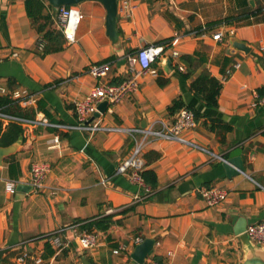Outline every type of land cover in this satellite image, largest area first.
Listing matches in <instances>:
<instances>
[{"label":"crops","instance_id":"0c3cea01","mask_svg":"<svg viewBox=\"0 0 264 264\" xmlns=\"http://www.w3.org/2000/svg\"><path fill=\"white\" fill-rule=\"evenodd\" d=\"M0 7L6 18L5 26L0 21V87L25 88L37 95L36 106L30 108H41L38 116L51 124H77L74 103L98 82L88 73L93 65L108 64L109 74L102 81L119 84L129 77L124 64L129 55L180 36L166 48L168 56L174 50L180 53L178 59L170 57L174 71L167 75L154 65L158 75L144 77L137 92L100 118L92 117L93 123L125 129L145 122L170 124L178 113L171 116L168 108L182 98L187 107L231 127L230 132H212L201 119L196 129L185 133L206 151L164 140L148 146L146 170L155 171L158 187H148L152 196L147 200L128 174L117 172L133 153L134 142L126 133L28 127L22 146L12 155L20 164L18 181L28 185L31 166L46 162L52 168L47 186L60 193L30 192L22 198L7 193L12 156L5 159L0 166V264H20L18 258L26 252L32 259L41 257L43 264H138L131 257L137 237L156 242L147 259L160 263L243 264L246 230L264 220V0H121L118 45L107 35L104 6L85 2L77 6L84 15L77 42L47 56H42L44 41L28 18L25 0H0ZM203 28L207 33L191 36ZM218 33L222 41L212 39ZM233 38L243 42L249 54L235 50ZM179 64L185 66L184 73L178 71ZM237 64L240 68L234 69ZM204 70L223 83L215 111L190 91ZM229 70L232 75L223 82ZM187 71L193 72L188 80L183 77ZM159 79L168 84L160 86ZM57 137L59 148H52ZM238 148L246 173L228 178L222 160ZM211 187L229 192L215 208L208 207L202 195ZM106 216H113L115 225L99 232L102 238L95 249H81L75 239L87 232L82 226ZM55 233L72 241L71 246L46 260L49 236ZM122 244L130 245L129 253L114 254ZM32 259L28 261L34 263Z\"/></svg>","mask_w":264,"mask_h":264},{"label":"built area","instance_id":"2783aa9c","mask_svg":"<svg viewBox=\"0 0 264 264\" xmlns=\"http://www.w3.org/2000/svg\"><path fill=\"white\" fill-rule=\"evenodd\" d=\"M58 26L63 31L66 41L69 44H75L77 42V32L79 26L84 19L83 13L77 6L62 7L58 14ZM207 28L196 30L191 33V36H198L201 33H207ZM214 41H222V33H218L212 37ZM180 40V36H176L173 41L164 42L161 44L148 45L140 48L136 54H131L127 57V71L129 77L119 83L112 84L110 82L102 81L108 74L110 67L108 64H96L89 70V75L97 79L98 82L89 94L82 100L76 101L75 113L77 115V124L75 125H54L51 124L44 116H38L35 120H26L20 118H14L8 115L0 113V118L4 119L5 123L10 119H15L24 122L27 127H55L62 131H81L88 133H95L97 131H106L114 133H126L131 137L134 142V148L132 155L124 160L117 169L118 174L129 175L131 182L139 186L143 193L142 200H147L152 196V191L148 188L145 180L142 176L146 169V162L144 154L148 146H150L156 140H164L169 142H178L200 148L196 144L188 141L184 136L185 133L191 132L197 128L198 122L196 121L195 114L189 109H182L178 113L177 119L173 123L156 122L151 126L145 128H131L125 129L121 127H102L99 124L93 123L92 117L98 112V107L103 102H108L109 107L119 105L129 98L132 94L137 92L142 84V79L147 75H158V70L154 68V65L160 63L161 60L167 57L173 59L180 58L179 51H172L171 56L166 55V48L172 45L174 42ZM44 48V43L41 44L40 49ZM240 64L234 66V69H239ZM179 72L184 73L186 68L184 65L179 64L177 66ZM232 75V71L229 70L223 77L222 81H227ZM0 96H9L15 102L20 104L23 108H30L36 106L38 97L32 94L25 88H17L10 90L5 87H0ZM264 103V98L261 100ZM109 109V108H108ZM59 138L53 140L52 148H59ZM225 162V160H222ZM52 168L49 163L40 162L31 166L30 178L28 185L32 186V192L36 194L48 193L50 196H56L60 193V189L57 187L47 186L48 177L51 174ZM22 182L8 180L5 184V190L11 195L17 193V186ZM102 183H106L105 180ZM24 184V183H23ZM203 199L207 206L215 208L223 204L229 197V192L218 188L211 187L202 191ZM246 236L255 244L264 247V220L250 225L246 230ZM102 235L99 232H83L76 236V243L83 250L95 249L100 241ZM70 240H64L60 233H55L49 236L50 245L56 250V253H61L71 246ZM144 239L137 237L133 240V248L142 244ZM130 245L122 244L114 254L129 253ZM32 256L29 253H23L18 261L20 264L26 263ZM35 264H43L44 261L41 257H34L32 259ZM144 264H172L170 262L160 263L154 259H146Z\"/></svg>","mask_w":264,"mask_h":264},{"label":"trees","instance_id":"16d2710c","mask_svg":"<svg viewBox=\"0 0 264 264\" xmlns=\"http://www.w3.org/2000/svg\"><path fill=\"white\" fill-rule=\"evenodd\" d=\"M156 1V0H146ZM25 6L28 18L30 19L32 26L36 32L41 35L44 41V48L42 49V56L57 54L63 52L66 48V38L63 31L60 28H56V19H58L59 11H56L47 0H25ZM70 7V6H66ZM0 21L5 26L6 18L0 7ZM120 34V33H119ZM192 64L193 57H187ZM114 60V59H111ZM156 66V65H155ZM162 71V70H161ZM193 76V72L187 71L183 77L188 80ZM160 86H166L168 80L159 79ZM223 88V83L217 78L213 77L210 72L204 70L196 79L190 84V91L194 96L203 102L206 109L218 110L219 97ZM12 90V88H9ZM261 96H264V90H260ZM189 109L195 114L196 121L205 119L204 125L208 127L212 132H230L231 127L226 125L222 120L213 118L201 113L199 110L191 107H187L182 98L176 99L168 108V112L171 116L179 113L182 109ZM43 111L41 108H23L15 102L9 96H0V113L8 115L14 118L35 120L38 117V112ZM47 115V114H46ZM5 120L0 118V147H9L17 142L20 137L25 133L28 128L27 125L15 119L8 120L7 126H4ZM210 123V126H209ZM11 179L18 181V176L21 175L20 164L15 156H12L8 160ZM146 185L155 190L158 187L157 174L153 170H146L142 174ZM81 222V221H79ZM116 222L113 220V216H106L100 219H96L90 223L82 226V230L92 232L94 230L98 232H108ZM47 253L44 259H49L56 254V250L47 244ZM30 262V263H29ZM32 261H27V264ZM5 264H16L10 261H6Z\"/></svg>","mask_w":264,"mask_h":264},{"label":"water","instance_id":"95a60500","mask_svg":"<svg viewBox=\"0 0 264 264\" xmlns=\"http://www.w3.org/2000/svg\"><path fill=\"white\" fill-rule=\"evenodd\" d=\"M99 2L104 6L107 12L106 16V28L107 35L112 40L113 44L118 45L120 42L119 31L117 27L118 22V10H119V1L121 0H47V2L56 10L59 11L60 8L64 6H78L85 2ZM232 47L237 51H243L249 54L250 49L243 43L237 41L235 38L231 40ZM127 61L124 60V64ZM159 65L162 67L163 71L169 75L174 71V66L171 58L167 57L160 61ZM109 104L108 102H103L98 107V112L95 113L93 120L100 118L102 115H105L108 111ZM147 123L142 125V128H145ZM23 136L9 147H0V166L3 165L5 159L14 155L19 148L22 146ZM223 167L226 171L228 178L238 176L240 174H245L246 169L244 166V161L242 159V150L240 148L234 150L230 158L225 160ZM33 188L30 185L20 183L17 186V197L22 198L25 194L32 192ZM155 241L151 239H146L140 245H138L133 254L132 259L138 264H144L146 259L151 255L152 250L155 246ZM244 261L243 264H264V247L259 246L252 242L247 236L244 244Z\"/></svg>","mask_w":264,"mask_h":264}]
</instances>
